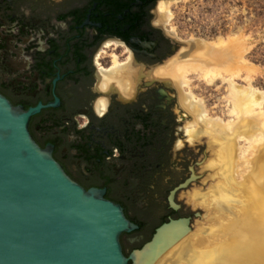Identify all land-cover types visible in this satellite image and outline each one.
I'll list each match as a JSON object with an SVG mask.
<instances>
[{
	"label": "flooded vegetation",
	"instance_id": "obj_1",
	"mask_svg": "<svg viewBox=\"0 0 264 264\" xmlns=\"http://www.w3.org/2000/svg\"><path fill=\"white\" fill-rule=\"evenodd\" d=\"M160 1L0 0V94L40 107L29 120L34 140L138 225L121 234L126 255L125 242L141 248L163 223L191 217L181 214L184 188L177 208L169 198L191 176L179 177L175 161L199 141L180 87L162 71L182 41Z\"/></svg>",
	"mask_w": 264,
	"mask_h": 264
},
{
	"label": "water",
	"instance_id": "obj_2",
	"mask_svg": "<svg viewBox=\"0 0 264 264\" xmlns=\"http://www.w3.org/2000/svg\"><path fill=\"white\" fill-rule=\"evenodd\" d=\"M40 107L24 110L0 94V264H155L191 230L170 219L129 255L121 234L138 228L103 190L85 189L29 130ZM191 175L170 193L187 188Z\"/></svg>",
	"mask_w": 264,
	"mask_h": 264
},
{
	"label": "bare ground",
	"instance_id": "obj_3",
	"mask_svg": "<svg viewBox=\"0 0 264 264\" xmlns=\"http://www.w3.org/2000/svg\"><path fill=\"white\" fill-rule=\"evenodd\" d=\"M177 1L159 2L166 25L173 18L172 5ZM191 40L181 57L162 71L173 77L180 87L183 107L194 116L191 143L206 138L212 152L206 168L215 170L218 180L207 192L193 191L192 197L207 205L213 222L196 237L190 230L155 264H264V91L253 85L241 37L233 34ZM114 62L116 71L126 67L116 56ZM234 63L246 67V86L236 82L242 69ZM193 72H203L211 84L223 78L237 109L231 112L235 119L210 113L205 99L193 91L188 78Z\"/></svg>",
	"mask_w": 264,
	"mask_h": 264
},
{
	"label": "rangeland",
	"instance_id": "obj_4",
	"mask_svg": "<svg viewBox=\"0 0 264 264\" xmlns=\"http://www.w3.org/2000/svg\"><path fill=\"white\" fill-rule=\"evenodd\" d=\"M172 10L173 18L166 26L173 28L174 37L182 41L177 45L174 60L181 57L192 38L211 40L217 36L228 37L236 34L242 38L245 49L243 55L250 64L253 85L264 91V0H179L172 5ZM225 58L229 56L225 55ZM235 66L242 69L241 77L237 78L236 82L246 86V67L240 63ZM226 76L230 77V74ZM188 78L191 80L193 91L205 99L213 116L232 120L236 118V115H231L232 111H237L232 103L233 96L223 78H218L213 84L203 72H193ZM242 144L246 145L244 141ZM212 156L207 139L203 138L201 142L193 145H184L178 160L175 161L176 166L180 167L179 177L195 175V179L187 188L179 191L177 195L183 205L181 214L192 217L191 230L195 234L194 237L200 234L198 232H201L203 227L210 226L213 222L207 205L192 197L193 191L207 192L218 180L214 175L216 171L206 168V163ZM125 249L128 253L131 252L132 245L125 242Z\"/></svg>",
	"mask_w": 264,
	"mask_h": 264
}]
</instances>
